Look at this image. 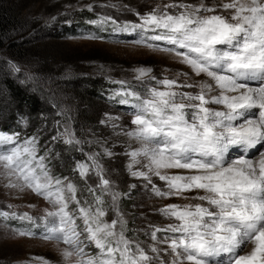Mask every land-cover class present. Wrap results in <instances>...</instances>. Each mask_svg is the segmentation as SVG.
Returning a JSON list of instances; mask_svg holds the SVG:
<instances>
[{"label":"snow or ice","instance_id":"1","mask_svg":"<svg viewBox=\"0 0 264 264\" xmlns=\"http://www.w3.org/2000/svg\"><path fill=\"white\" fill-rule=\"evenodd\" d=\"M103 7L132 12L137 21L121 23L103 15L89 23L101 28L111 23L114 32L139 31L137 45L174 56L190 69L170 79L138 68L135 79L142 92L127 81L113 83L122 86L114 93L121 97L118 103L132 109V127L121 129L136 145L125 151L129 173L157 197L200 203L160 209L172 222L149 225L150 242L129 237L119 205L122 194L107 178L99 153H85L90 163L76 162L72 171L84 181L81 188L74 178L52 175L50 154H39L36 137L21 142L18 133L0 132V177L6 186L31 191L50 206L40 216L0 210V220L29 222L27 230L14 235L54 243L64 264H212L225 254L228 264H264V0L211 5L170 0L143 13L126 5ZM199 77L205 79H194ZM52 140L83 144L70 125L62 132L57 127ZM232 149L242 154L229 159ZM249 150L256 155L249 156Z\"/></svg>","mask_w":264,"mask_h":264},{"label":"rangeland","instance_id":"2","mask_svg":"<svg viewBox=\"0 0 264 264\" xmlns=\"http://www.w3.org/2000/svg\"><path fill=\"white\" fill-rule=\"evenodd\" d=\"M26 1V15L30 18L37 14L43 16L50 10L61 12L50 19L41 17L40 25L35 22L37 27L30 24V30L20 36V41L27 43V49L18 51L21 54L20 59H16L18 62L10 58L12 55L10 52L0 51V80L3 77L13 79L29 93L37 95L41 103V112L34 119L35 123L43 125L51 115H57L56 124L59 130L62 132L64 125H70L76 137L83 141L80 146L70 147L61 140V146L64 148H55L53 144L59 141L51 138L49 146L46 145L44 151L37 143L40 155L45 152L50 154L47 163L52 175L74 178L80 187L84 181L72 171L76 162L90 163L85 153H99L98 160L104 167L107 178L113 181L116 190L122 194L119 205L127 220V235L150 242L145 235V232L151 230L149 225L164 227L172 222L160 214V209L169 204L188 205L200 202L184 198L157 197L150 190L151 186H147L145 181L129 173L127 165L130 158L125 155V151L129 144L133 147L136 145L123 135L121 129L127 130L132 127L131 117L128 115L132 109L118 103L121 97L114 93L122 86L113 81H127L142 92V85L135 79V70L138 68L151 69L152 75L170 79L177 78L178 73L190 74V69L179 63L174 56L137 45L135 41L141 38L139 31L114 32L111 23L104 25L103 28L90 23L97 30L87 29L77 26V23L80 21L79 14L84 12L92 13L97 19L107 15L121 23H133L137 18L132 12L103 5L109 3L126 5L143 13L156 6L163 7L170 0ZM185 2L200 3L201 0ZM204 2L211 5L219 3L220 0ZM88 5L93 6L92 11L87 9ZM89 34L98 35L101 39L84 38ZM15 51L12 50V53ZM9 61L18 65L21 71L14 72ZM179 79L183 81L184 77ZM96 82L102 83L98 89L90 84ZM32 118L33 115L26 108L18 109L16 104L10 101L0 84V126L5 125L4 127L14 129V132L8 134L18 133L21 142L32 137H36L38 141L37 136L28 134ZM48 132L45 130L42 134L48 137L50 133ZM78 147H82L83 152L76 150ZM105 150L111 151L113 155L106 156ZM235 158L238 156L232 153L229 159ZM67 167L70 169L67 170ZM136 167L139 168L138 165ZM153 181L158 187L166 190L163 182L155 177ZM96 182L95 177L89 178V183L95 185ZM87 196L91 200L88 193ZM49 207L44 199L31 191L21 192L7 187L6 181L0 177V210L40 216L43 210ZM111 215L109 213V217ZM29 227L27 221L0 220V264H64L60 248L54 243L40 238H22L14 235L16 230H27ZM250 249L251 245L245 251ZM212 264L221 263L213 261Z\"/></svg>","mask_w":264,"mask_h":264},{"label":"trees","instance_id":"3","mask_svg":"<svg viewBox=\"0 0 264 264\" xmlns=\"http://www.w3.org/2000/svg\"><path fill=\"white\" fill-rule=\"evenodd\" d=\"M26 4V0H0V51L10 52V54H12L10 55V58H12L13 60H19V57H21V54L19 53L20 50L23 51L27 49V43L20 41V36H23L28 30H30V24H35L34 26L37 27L38 25H40L41 17L50 19L61 12V10H50L46 11L47 13L43 14V16H39L37 14V16L30 18L28 15H26ZM79 17L80 21H78L77 26L97 30L96 28H93V26L89 23V21L97 19L96 16H94L92 13L84 12L83 14H79ZM35 22L39 24L36 25ZM12 50L16 51L12 53ZM0 84L3 90L5 91L7 97L10 99V101H13L16 104L18 109L26 108L33 115V118L30 121L31 129L28 130V134H32V136L34 135L39 138L38 143L41 147V150L44 151L45 146H49L51 142L50 139L56 132V129L58 127L56 124V118L58 116L51 115V117L47 119V122H44L43 125H38V123L34 122V119H36L41 112V103L37 95L29 93L20 84L15 82L13 79L7 77L1 78ZM90 84L96 87V89H98V87L100 88V86L102 85V83L97 82ZM107 87H109V84H107ZM10 118H12L13 120L15 119L13 117ZM4 126L5 125L0 126L1 132H14V129ZM35 128H37V130ZM45 130L50 132H48V137L42 134V132ZM58 141L59 142L54 143L53 146L55 148H64L61 146V140ZM72 152L74 153V149ZM69 169L70 168L67 167V170ZM80 187L83 188L84 184H82ZM84 195L88 197L86 191L84 192Z\"/></svg>","mask_w":264,"mask_h":264},{"label":"bare ground","instance_id":"4","mask_svg":"<svg viewBox=\"0 0 264 264\" xmlns=\"http://www.w3.org/2000/svg\"><path fill=\"white\" fill-rule=\"evenodd\" d=\"M232 153H234V154H236V155H241V154H242L241 151H238L237 149H232V150H230V152H229L228 158H230V155H231ZM253 155H254V156L256 155V151H255V150H249V156L254 157Z\"/></svg>","mask_w":264,"mask_h":264}]
</instances>
